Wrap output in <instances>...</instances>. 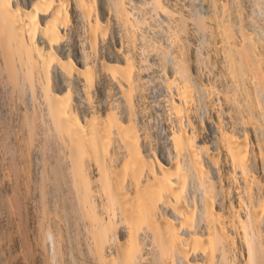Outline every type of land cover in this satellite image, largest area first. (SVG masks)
<instances>
[{
	"label": "bare ground",
	"instance_id": "obj_1",
	"mask_svg": "<svg viewBox=\"0 0 264 264\" xmlns=\"http://www.w3.org/2000/svg\"><path fill=\"white\" fill-rule=\"evenodd\" d=\"M250 2L0 0L1 77L42 140V213L55 199L90 242L75 259L63 220L41 234L49 259L76 239L69 264H264V0L262 20ZM150 111L170 116L162 139Z\"/></svg>",
	"mask_w": 264,
	"mask_h": 264
},
{
	"label": "rangeland",
	"instance_id": "obj_2",
	"mask_svg": "<svg viewBox=\"0 0 264 264\" xmlns=\"http://www.w3.org/2000/svg\"><path fill=\"white\" fill-rule=\"evenodd\" d=\"M252 2L249 3V6H250L249 8L252 10L254 9L253 10L254 14H252V15L254 17L257 16L259 19V16H258L259 12H258V10H257L258 13L255 11L257 9L255 6L257 0H252ZM260 17H264V16L260 15ZM153 19L155 21L151 20V22H154L157 26H160L161 23L159 24V21H158L159 18L157 20L156 18L153 17ZM262 19L263 18H260L259 20H262ZM148 21L149 20H147V23H146L147 24L146 28H148L147 29L148 30V36L150 34H152V35H150V38H152V36H153L152 39L156 38V40H159V36H158L159 32L158 31L160 30L159 29L160 27L156 29L158 31H155V29L153 31V28H156V26L154 25L155 27H153V25H152L153 28H149V25H151V23L148 25V23L150 22V21L149 22ZM156 21L158 23H156ZM150 29L152 30V32L150 31ZM154 32H155V35H153ZM156 32H158V33H156ZM0 64H1V62H0ZM1 66L3 67V65L2 64L0 65V73L1 72L4 73L3 69H5V68H1ZM147 68H149L147 71L149 73L151 67L148 66ZM152 70H151L152 73L150 72L149 74L154 75L153 74L154 70L153 71ZM2 73L0 74V264H53V263L57 264V263H59V261L61 262L60 264H69V262H72V261L68 262L66 259L73 260L75 257H77V260L81 259L84 262H86V260H87V262H90V260L88 258L89 257L88 253H86L87 255L84 254L85 252H88V249H87L88 247H86V246L90 245L89 244L90 242L88 244L86 243L89 241L88 238L85 236L82 229H79V234L75 233L78 230H76L77 226H74L73 221H68L64 218L60 219V217H58L59 219L57 218V216H58L57 215L58 213L56 210L57 207H56V205L54 206L55 199H54V202L51 201L52 198L47 199L50 201V203L53 202V204L51 203L53 205V207H51L52 205L50 204L49 205L51 207L50 208L48 206L49 202L47 201L46 207L48 206V208H47V210L44 209V210H46L45 213L49 212L48 213L49 217H45V215H44L45 213H42V212H44L42 209L45 207H42L41 203H43V206H45L44 204H46V202L45 201H44L45 203L42 202L44 200V199H42L43 197H41V198H38V197H40V195L42 194L41 191L43 190V188L48 185L46 183V186H45L44 182H49V181H47L45 177L43 178L40 176V175H42L41 173L46 171V169H44L45 171L43 170L45 163L41 162L44 160H40V159H44V156H43L44 153L43 154L41 153L42 155H40V153H38L39 155L36 153V152H41V150H42L41 147L40 148L38 147V146H40L39 144H41V142H42L41 135L38 136L36 130L33 132V129L35 128L34 126H33L32 130H31V126L29 127L30 129L27 127V126H29L28 124L30 122H27V121L24 122L25 120H23L21 118V116L19 117V114H17V116L19 118L16 116V113H20V106L18 109V105H22L24 102V98L23 97L21 98L18 94V88H21V87H19L21 84H19V86H16L17 84L14 83L15 85H13V86H16V87H14V89L15 90L17 89V92H15L14 90H12L13 86H11L13 84V82L12 83L10 81L8 82L6 77H1ZM2 76H4V74ZM4 79H5V82H4ZM6 81L8 82L7 86H6V84H7ZM160 81L161 80L159 79L158 76H156L155 78L152 79L150 89H151L153 95H155L157 90L160 88V86H159ZM10 83H11V85H9ZM11 92L12 93L15 92L18 95L14 97L12 95H14L15 93L12 94ZM18 96L20 99H18ZM156 97H157V95L153 96V99L155 101H156ZM14 98H16V99H14ZM19 100H21L22 104L20 103ZM154 103L156 106L158 105L157 102H154ZM15 110H17V112ZM13 114L16 117H14ZM149 114H150L151 118H150V116L148 118L151 120V124L154 127L156 134L159 135L161 137V139L164 138L168 132V129H169V127H168V123L170 122L169 114L167 115V114L160 112V111H152V113L150 111ZM16 119H18V121H19L18 123H21V125H25V123H28V124H26L27 126L25 125L26 127L24 126L26 128L25 129L26 132H24L25 130H24L23 126H21L23 128V133L21 131L22 130L21 127H20L21 130H19L20 124L18 125V123L15 122ZM22 120H23V122H22ZM17 125H18V127H17ZM30 125H32V124H30ZM29 130L31 131V133L29 132ZM19 131H21L20 134H19ZM28 132H29V134H27ZM21 133L22 134L25 133V135L26 134L27 135L31 134V135L28 136L29 138L28 137L24 138L23 136H21L22 135ZM33 134L35 135V139H34V137H33V139H34V141L36 140L38 144H34V145L32 144L34 142H32L33 139H32V141L30 140V137L34 136ZM18 135H20V136H18ZM36 136H38V137L36 138ZM19 138L21 139V143H20ZM27 138L29 139V141ZM24 139L27 140V143L29 142L28 144L31 143L32 146L36 145V147H38V149L36 147H34V149H33V147L28 145L31 147V150L33 152L31 150H29L30 147H27L28 149L25 147L26 150H24L25 148L23 150H20V149H22V147H24V144L26 142ZM23 140L25 141L24 144L22 142ZM36 141H35V143H36ZM21 144H23V145H21ZM20 145H21V147H20ZM26 145L27 144H25V146ZM35 149H36V151H35ZM23 151H24V155H23ZM25 152H28L27 155ZM30 152H31V154H30ZM42 152H43V150H42ZM19 154H21V155H19ZM28 154H30L31 159H29V157L25 158V156H29ZM34 155H36V157ZM24 158L26 159V163H24L25 162L24 160H23L24 162L21 161ZM28 159L32 160L30 162L33 165L31 163H28V161H27ZM24 164H26V165H24ZM28 165L30 166V169H31L30 172L31 173L27 172L29 170V169L27 170V168H26ZM34 165H36V168H34ZM38 165H39V167H38ZM23 166H26L25 167L26 170L24 169ZM31 166H32V168H31ZM37 167H38V169H37ZM45 168H46V166H45ZM32 169L35 173L32 171ZM29 173L32 176L34 174V176L32 177ZM37 173H38V176L36 175ZM27 176L29 178L31 177L33 182H30L31 180L29 181V178ZM42 178L45 179V181H43ZM39 179H41V180H39ZM26 180H28V181H26ZM36 180H38L37 182H39L40 184L39 183L37 184ZM36 184L40 185L41 187L44 184L43 188L40 189L41 191L38 190L40 187L37 186ZM34 188H36V189H34ZM40 192H41V194H40ZM52 194H54V193H52ZM33 195L35 196L34 198H33ZM52 208H54L55 210H53ZM49 209H50V211H49ZM54 211H56L57 214ZM50 213H53V214L50 215ZM48 214H46V215H48ZM54 215L56 216V218L53 217V219H52L51 216H54ZM50 219H52L51 223H48V222H50L49 221ZM53 220H55V221H53ZM63 220H66L70 223L69 229L73 233L69 232V230L67 229L68 226L66 228L67 230L65 229L66 225L64 226V224H66L68 222H66V221L64 222ZM43 221H47V222H43ZM52 221L55 222L54 225L56 223H58L57 225H55L57 227H55L53 225ZM45 223H46V225H44ZM62 223H64V224L62 225ZM48 224H52L51 226L53 228L51 227V229H49L50 226H48ZM59 224L61 225V227H62L61 229H63L62 230L63 232L66 230L64 232L65 235L67 234V232L70 233L71 235L73 234V236L77 234L81 237V240L79 239V236L76 237L77 235L75 236V238L76 239L78 238L80 241L78 239H77L78 240L77 241L75 238H73V236L72 237L70 236L71 238L75 239L76 241L75 240L69 241V239H68V242L66 243V246H65L67 248H65L63 250L65 255L62 258H58L57 256H54V258L57 257V259H58L57 260L58 262H55V261H53L54 258L53 259H49V258H51V256H50L51 254H52V256L57 254V253H55V251H57V250L54 251V249L57 246V242L54 241V240H56V237L51 235V233H50L51 236L48 235V238H46L45 236H43L41 234L44 233L46 235V232H47L46 229L47 228H48V231L54 230V228L58 229V226L60 229ZM2 226H4V227H2ZM44 226H46V227L44 228ZM38 227L42 228V230H40V228H38ZM74 227H76L75 230H74ZM44 229L46 230V232H44ZM39 231L40 232L43 231V232L40 233ZM80 231H81V233H80ZM81 234H83L84 236ZM67 235H69V234H67ZM54 237H55V239H54ZM85 237L88 240L86 242L82 241V240H84L83 238H85ZM44 239H47V240L45 241ZM72 241H75L76 243L79 242V243H77V244H79V246L76 243H73ZM54 242L56 243V245ZM69 242H71L73 245L71 243H70L71 245H69ZM84 242L86 243V246H85ZM83 243H84V245H83ZM67 244L69 245V247ZM74 244H76V245H74ZM80 244L84 246L83 249H85V247H86V249H85L86 251L80 250L76 247V246L81 247ZM70 246H73V247L75 246V247L72 248ZM75 248H77V250H80L79 253L81 251L83 253L79 254ZM70 249L73 252L77 251V253H78V254L77 253L74 254L73 252H71L72 254L75 255V256H73L74 258L71 256V254L68 253V252H70ZM73 249H75L76 251ZM65 250H66V253H65ZM67 253L69 256L66 255ZM83 254H84V256H82ZM77 255H79V256H77ZM70 257H72V259ZM85 257H87L88 259ZM61 259H62V261H61ZM54 260H56V258Z\"/></svg>",
	"mask_w": 264,
	"mask_h": 264
}]
</instances>
